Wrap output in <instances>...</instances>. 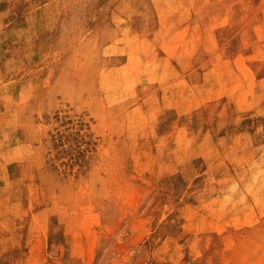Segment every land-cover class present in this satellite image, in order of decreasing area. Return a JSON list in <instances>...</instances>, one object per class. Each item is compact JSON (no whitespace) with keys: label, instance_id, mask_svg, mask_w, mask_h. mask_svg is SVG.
I'll use <instances>...</instances> for the list:
<instances>
[{"label":"rangeland","instance_id":"rangeland-1","mask_svg":"<svg viewBox=\"0 0 264 264\" xmlns=\"http://www.w3.org/2000/svg\"><path fill=\"white\" fill-rule=\"evenodd\" d=\"M0 264H264V0H0Z\"/></svg>","mask_w":264,"mask_h":264}]
</instances>
